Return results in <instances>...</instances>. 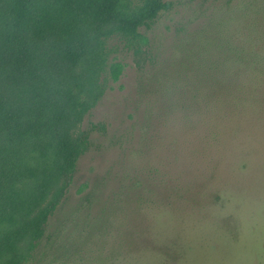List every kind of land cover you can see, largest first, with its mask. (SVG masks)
Segmentation results:
<instances>
[{
    "label": "rangeland",
    "instance_id": "1",
    "mask_svg": "<svg viewBox=\"0 0 264 264\" xmlns=\"http://www.w3.org/2000/svg\"><path fill=\"white\" fill-rule=\"evenodd\" d=\"M167 1L149 55L116 53L124 71L82 124L105 128L33 264H264V91L191 95L215 35L259 42L264 0Z\"/></svg>",
    "mask_w": 264,
    "mask_h": 264
},
{
    "label": "trees",
    "instance_id": "2",
    "mask_svg": "<svg viewBox=\"0 0 264 264\" xmlns=\"http://www.w3.org/2000/svg\"><path fill=\"white\" fill-rule=\"evenodd\" d=\"M171 7L167 0H0V264L34 263L92 131L105 128L82 124L124 71L116 53L127 49L137 63L148 56L147 32ZM251 36L215 35L217 54L199 62L191 95L203 92L206 103L212 81L217 100L226 91L239 104L248 94L258 104L264 33L258 43Z\"/></svg>",
    "mask_w": 264,
    "mask_h": 264
}]
</instances>
